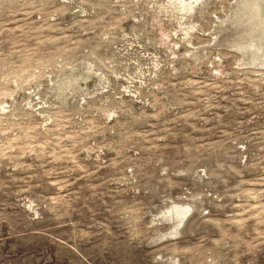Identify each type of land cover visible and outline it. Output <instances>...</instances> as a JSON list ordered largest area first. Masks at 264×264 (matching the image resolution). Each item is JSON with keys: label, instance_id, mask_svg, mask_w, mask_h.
<instances>
[{"label": "rangeland", "instance_id": "rangeland-1", "mask_svg": "<svg viewBox=\"0 0 264 264\" xmlns=\"http://www.w3.org/2000/svg\"><path fill=\"white\" fill-rule=\"evenodd\" d=\"M0 264H264V0H0Z\"/></svg>", "mask_w": 264, "mask_h": 264}, {"label": "bare ground", "instance_id": "bare-ground-1", "mask_svg": "<svg viewBox=\"0 0 264 264\" xmlns=\"http://www.w3.org/2000/svg\"><path fill=\"white\" fill-rule=\"evenodd\" d=\"M253 5H255V7H256V5L258 6V4L256 3V2H253ZM259 7V6H258ZM258 18H260V20L258 19V24H260L261 22H262V17L259 15V13H258ZM263 23V22H262ZM258 50H261V48L259 49V48H257Z\"/></svg>", "mask_w": 264, "mask_h": 264}]
</instances>
